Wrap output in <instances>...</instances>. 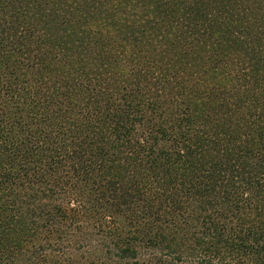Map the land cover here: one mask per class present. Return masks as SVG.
<instances>
[{
  "label": "trees",
  "instance_id": "1",
  "mask_svg": "<svg viewBox=\"0 0 264 264\" xmlns=\"http://www.w3.org/2000/svg\"><path fill=\"white\" fill-rule=\"evenodd\" d=\"M0 264H264V0H0Z\"/></svg>",
  "mask_w": 264,
  "mask_h": 264
}]
</instances>
